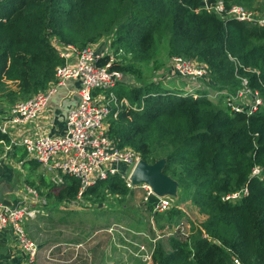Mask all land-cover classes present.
<instances>
[{
  "label": "trees",
  "instance_id": "1",
  "mask_svg": "<svg viewBox=\"0 0 264 264\" xmlns=\"http://www.w3.org/2000/svg\"><path fill=\"white\" fill-rule=\"evenodd\" d=\"M222 1L229 8L251 7L254 0ZM216 2L0 0V98L9 105L55 79L63 60L52 37L79 47L109 37L111 68L132 78L131 84L111 88L110 137L148 164L164 159L162 172L208 215L192 225L188 240L170 236L169 249L157 244L153 264H232V257L264 264V26L223 18L212 9ZM160 44L170 56L203 65L211 81L191 93L142 80V65L156 58ZM241 77L263 99L256 111L232 112L209 98L207 86L237 88ZM0 140L8 136L0 133ZM254 166L261 176L251 174ZM62 180L45 185L47 199H76L79 181L69 175ZM35 187L40 192V185ZM243 188L246 193L235 201L223 199ZM132 194L120 174L112 173L84 190L82 198L99 204L106 195L123 201ZM183 215L173 205L153 217L163 230Z\"/></svg>",
  "mask_w": 264,
  "mask_h": 264
},
{
  "label": "built area",
  "instance_id": "2",
  "mask_svg": "<svg viewBox=\"0 0 264 264\" xmlns=\"http://www.w3.org/2000/svg\"><path fill=\"white\" fill-rule=\"evenodd\" d=\"M205 6H208L205 1ZM212 9L223 18H234L259 26H264V15L258 16L254 11L240 4H232L226 8L222 0H217ZM63 63L55 68V79L42 91H38L27 99L15 102L9 110L0 112V133L8 136V141L0 140V165L9 163V153L13 146H21L26 156L35 160L44 173L50 175L51 182L62 183V176L69 175L79 181L78 200L82 192L94 185L98 180L105 179L108 174L119 173L128 188L142 191V201L150 203L152 210L149 214V227L156 236H174L189 239V226L184 229L182 223H172L163 230H158L154 222V214L164 212L173 206L166 195L156 193L150 184L141 182L135 184L130 175L134 167L141 161L139 154L125 147L118 148L108 133L107 116L113 99L111 88L120 83L131 84L132 78L125 72L111 68L114 55L101 53L93 43L79 47L73 43L58 40L51 41ZM109 55L105 63L100 60ZM207 74L205 67L183 56H173L170 61L168 76L188 77L200 80ZM69 81L76 83L75 91L78 102L66 113L64 131L56 135H32L22 133L18 138L13 136L16 125L25 124L36 118L46 107L51 96L59 87L66 86ZM208 87L209 98L220 101L232 112L245 111L252 113L263 104V99L257 90L248 85V80L241 77L237 88L230 86ZM206 87V86H205ZM204 87L196 88L202 89ZM195 91V90H194ZM252 175L261 176L262 170L254 166ZM24 194L17 204L0 205V230L9 229L24 256V264L37 263V243L27 235L24 222L34 219L39 208L34 206L32 196L37 197L32 187H23ZM246 193L243 188L223 199L235 201ZM30 197V199H29ZM110 197V195H106ZM28 201V202H27ZM110 230H115L111 227ZM117 231L124 239L137 247V253L142 260L150 258L151 252L143 243L127 239L126 232L137 234L130 229L122 228ZM140 236H148L145 232ZM48 259H51L47 255ZM232 264H243L232 257Z\"/></svg>",
  "mask_w": 264,
  "mask_h": 264
},
{
  "label": "crops",
  "instance_id": "3",
  "mask_svg": "<svg viewBox=\"0 0 264 264\" xmlns=\"http://www.w3.org/2000/svg\"><path fill=\"white\" fill-rule=\"evenodd\" d=\"M262 5L263 7L260 11H254V13L258 16L264 15V2ZM12 87H14V85H12ZM75 87L76 83L73 81H69L66 86L59 87L58 90L51 96L45 109L36 118L25 124L16 125L13 130V136L18 138L22 133H29L32 135H56L62 133L65 127L66 113L78 102V96L76 94V91L74 90ZM7 106H9V104L6 105L4 101L0 100V112L4 111V107ZM1 149L2 144L0 143V150ZM9 159V163L0 165V183H3L6 189H9V192L6 193L5 198L10 199L11 204H17L22 199L20 194L23 187L21 188V186H19V184L17 183V179H24L26 182L30 183V185L33 186L40 185V189H47L44 187L46 184L51 183L50 175L44 173L41 167H39L38 163L28 158L21 146L12 147V151L9 153ZM33 175L37 178L36 180L32 178ZM25 176L26 178H24ZM16 195H18V197L20 196L19 199H16ZM48 200H54L60 203H72L78 200V198L76 196V199H74L73 201H61L57 200L55 197H52ZM92 204L95 203L92 202ZM60 205L68 207L66 204H58L56 206ZM174 206L180 209L181 212H185L183 207L179 205ZM47 208L51 210L53 206ZM42 210L44 213V209ZM148 211L150 214V210ZM24 223L27 235L31 240L37 243L38 264H153L152 255L157 244H160L166 249L170 248V236L160 235V237L156 236L152 238V235L140 236V233L144 231H138L136 232L138 234L137 237L128 236L126 238L138 243H143L146 246L147 250L151 252L149 259L142 260L138 255L135 254L138 251L135 245L125 240L124 236L119 234L117 231L110 230L111 227L109 226H111L112 224H108L105 227L103 226L104 228H100L98 232H94L89 237L90 241H88L85 246L82 245V242H86L87 240H81L84 238L85 234L83 236L74 238L73 236L77 232H70L68 230L61 229V233H58V236L56 238V246L54 247V245H48L47 243L46 245H43L45 244V241H37V237L35 235L38 233L36 231L39 228H42L37 224V222L35 223V221L33 220H27ZM91 227V225H87L88 230ZM67 234H71V238H73L70 247H66L64 241L59 239L60 237H65ZM127 235L128 231L126 233V236ZM176 238L181 241L188 240L181 237ZM51 252V256L57 257L61 260V262L53 261V259H48L47 255L49 256ZM0 264H24V256L19 249L12 232L9 229L0 230Z\"/></svg>",
  "mask_w": 264,
  "mask_h": 264
},
{
  "label": "rangeland",
  "instance_id": "4",
  "mask_svg": "<svg viewBox=\"0 0 264 264\" xmlns=\"http://www.w3.org/2000/svg\"><path fill=\"white\" fill-rule=\"evenodd\" d=\"M263 2V0H254L251 7H249L250 5H245L244 7L251 11H260L263 7ZM55 39L56 37H52L51 41H54ZM109 41V37L103 36L93 44L99 51H101V53H109L113 55V49L110 46ZM158 49V55L154 60L143 63L142 80L147 82H161V84L168 89L181 88L191 93L196 88L205 87L206 85L203 82L207 83V81H211L209 77H204L202 81H200L199 79L191 80L188 77H180L175 75L169 77L167 74L170 61L173 56L167 54L164 48V44H160ZM1 101H4L7 105V99H3ZM13 104L4 107V109L9 110V108ZM24 178H26V176ZM32 178L34 180L37 179L36 177H34V175L32 176ZM17 183L19 184V186H21V188H25L26 186L32 187L34 189L36 188L35 185H30L24 179H17ZM51 184L55 183L51 182ZM24 192L25 190L22 191V195L24 194ZM36 193L37 197L32 196L33 200L35 201L33 205L38 207L40 211L34 217V219L30 220L35 221V223L37 222V224L42 227L36 231L38 234H36L35 236L37 237V241H45V244L43 245H46L47 243L48 245H54L55 247L58 233H61V229H65L70 232H77L76 234H74V238L83 236L85 234L84 238L81 239L87 240L86 242H82V245L85 246L88 241H90L89 237L94 232H98L100 228H104L108 224H112L109 227H114V229L119 232L123 231L122 228H129L130 230H133L135 232L144 231L147 235H152V238L156 237V232L149 228V207L148 204L142 201V191L139 189L134 190V193L123 201L115 200L114 197L112 198L110 196L105 197L103 202L99 204H92V202H90L89 200L86 201V199L83 198L72 203H60L54 200L49 201L44 195L46 193V189H40V192L36 190ZM167 193L168 194H166V196L171 199L173 205H179L184 208V215L180 217L178 222H180V224L182 223L184 229H187L189 226L190 234L194 232V230L192 229V225H195L194 227H197L200 223L205 222L208 218L207 213L201 212L199 210V205L192 201L190 195H183L179 192L178 184H176V189L172 192V194L169 192ZM15 197L16 199H19L20 196L18 197V195H16ZM58 204H66L68 207L63 205L56 206ZM50 206H53L51 210L47 208ZM42 209H44V213ZM140 220L145 223V227H143L144 225ZM87 225H91L92 227L88 230ZM158 230L160 231V229ZM125 232L127 233V231ZM71 236V234H67L65 237H60L59 239L64 241L66 247H70L73 239L71 238ZM128 236L131 237L132 234L129 232L127 237ZM133 236L137 237L138 234H134ZM51 255L52 252L50 253L49 257L53 259V261L61 262L60 259Z\"/></svg>",
  "mask_w": 264,
  "mask_h": 264
},
{
  "label": "water",
  "instance_id": "5",
  "mask_svg": "<svg viewBox=\"0 0 264 264\" xmlns=\"http://www.w3.org/2000/svg\"><path fill=\"white\" fill-rule=\"evenodd\" d=\"M164 161V159H160L153 164H148L141 160L131 172L132 182L135 184L146 182L160 195H166L167 192L172 193L176 189L177 183L162 172ZM7 192L9 189L0 183V205L9 206L11 204V200L5 198Z\"/></svg>",
  "mask_w": 264,
  "mask_h": 264
}]
</instances>
